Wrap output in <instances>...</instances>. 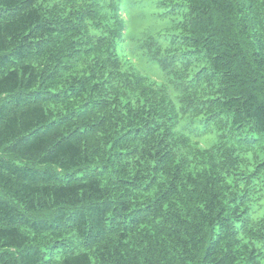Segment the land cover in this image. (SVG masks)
I'll use <instances>...</instances> for the list:
<instances>
[{"label":"trees","instance_id":"16d2710c","mask_svg":"<svg viewBox=\"0 0 264 264\" xmlns=\"http://www.w3.org/2000/svg\"><path fill=\"white\" fill-rule=\"evenodd\" d=\"M0 264H264V0H0Z\"/></svg>","mask_w":264,"mask_h":264},{"label":"rangeland","instance_id":"374dc122","mask_svg":"<svg viewBox=\"0 0 264 264\" xmlns=\"http://www.w3.org/2000/svg\"><path fill=\"white\" fill-rule=\"evenodd\" d=\"M156 76V75H155Z\"/></svg>","mask_w":264,"mask_h":264}]
</instances>
